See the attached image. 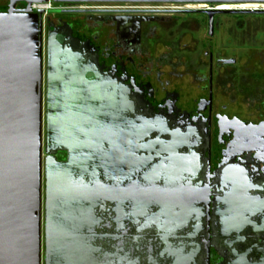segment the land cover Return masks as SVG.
Instances as JSON below:
<instances>
[{
    "label": "flooded vegetation",
    "instance_id": "obj_1",
    "mask_svg": "<svg viewBox=\"0 0 264 264\" xmlns=\"http://www.w3.org/2000/svg\"><path fill=\"white\" fill-rule=\"evenodd\" d=\"M50 1L53 9L41 12L44 79L50 36L57 39L61 51L68 52L77 61L73 65L76 68L74 73H85L92 86H99L102 96L105 93L113 95V115L118 124L122 107L125 104L129 106L125 115L130 120L129 133L135 142L128 152L133 158L132 168L128 170L131 175L125 180L138 182V186L135 187L136 194L131 196L134 206L129 225L122 227L118 190L122 177L117 163L114 182L119 217L112 232L114 258L111 262V248L108 246L104 252L105 257L108 256L106 264H185L182 256H179L182 260L174 258V252H178L180 245L176 242L185 235L180 224L165 227L152 222L149 216L162 212L157 201H150L160 197L159 194L163 195L162 185L172 182V192L181 190L186 177L194 183V193L204 199L199 201V209L203 212H197L198 224L201 226L202 223L203 231L187 235L195 248L191 251L196 254L190 263L238 264L241 261L242 264H264V101L258 105L256 120L235 114L232 108H242L240 102L233 100L229 105H219L214 89L216 70L219 67H236L238 63L233 58L214 57L211 39L221 22L216 23L217 15L213 16L210 35L209 16L200 11L220 10L215 7L217 4L180 10L152 9L151 4L138 6L131 3L132 6H126L127 3H116L119 5L115 8L96 10ZM35 3V0H0V14L9 11L23 13L28 6L33 14H37L39 11L32 10ZM207 5L208 10L204 9ZM195 12L203 15L210 38L207 46L202 45L205 50L203 56L207 59L206 82L198 87V97L193 99L190 108L185 109L178 105L179 93L170 91L169 82L163 81L161 70L167 65L164 52L158 57L156 53L167 48L162 41L166 33L164 26L172 21L174 27H180L184 22L174 20L173 16ZM65 14L78 15L89 31L106 30L104 43L100 44L94 33L90 37H76L64 19ZM92 22L94 24L90 28ZM172 38L171 46H168L177 49L183 36L178 34ZM144 61L152 66L147 67ZM229 61L233 63H226ZM155 66L156 72L153 73ZM263 78L264 75L251 77V80ZM231 80L230 84L233 83ZM236 82H239L237 96L241 94L244 97L248 85L242 80ZM231 98L234 99L233 96ZM44 129L45 119L43 148ZM119 147L117 144V149ZM119 154L117 150L116 155ZM58 159L63 160L64 154L59 153ZM146 203L149 205L145 206ZM107 235L111 237V232ZM96 238L99 241V237ZM179 254L184 256L185 253L182 250Z\"/></svg>",
    "mask_w": 264,
    "mask_h": 264
},
{
    "label": "water",
    "instance_id": "obj_2",
    "mask_svg": "<svg viewBox=\"0 0 264 264\" xmlns=\"http://www.w3.org/2000/svg\"><path fill=\"white\" fill-rule=\"evenodd\" d=\"M46 1L35 0L36 3ZM53 1L60 4H264V0ZM200 13L209 16L212 35L214 15H264V10ZM42 30V13L33 14L30 6L23 13L0 14V264H106L108 256L104 252L108 246L110 261L114 258L112 232L119 217L114 182L117 163L122 177L118 188L122 227L129 225L134 206L131 196L136 194L138 186V182L125 180L131 175L128 170L132 168L133 158L128 152L135 142L126 116L129 106L123 102L125 106L118 124L113 115V95L102 96L99 86H92L85 73H74L73 65L77 61L68 52L61 51L55 37L49 36L44 114ZM59 153L64 154L63 160L58 159ZM182 184V189L174 192L172 182L162 185L163 195L150 200L157 201L162 212L149 218L165 227L180 224L185 235L176 242L180 245L174 258H184L185 264H191L196 254L191 251L195 248L187 235L203 231L197 212H203L199 201L204 199L194 193L190 177ZM109 232L111 237L107 235ZM182 250L184 256L179 254Z\"/></svg>",
    "mask_w": 264,
    "mask_h": 264
},
{
    "label": "rangeland",
    "instance_id": "obj_3",
    "mask_svg": "<svg viewBox=\"0 0 264 264\" xmlns=\"http://www.w3.org/2000/svg\"><path fill=\"white\" fill-rule=\"evenodd\" d=\"M94 5L115 8L119 4H73L74 7L79 8H87ZM125 5L132 6L131 4ZM136 5L141 6L143 4ZM151 5L159 8L195 10L198 8V5L205 4ZM55 6L59 7L57 4ZM188 6L190 7L188 8ZM215 7L220 10H249L253 8L264 9V4H217ZM64 16V19L67 20L76 37H90L94 33L99 38V43H104L106 30L97 29L95 31H89V28L87 29L85 23H83V20H80L78 15L65 14ZM175 18L183 20L184 22L180 24V27H177V25L174 27L172 21L170 24L164 26L166 33L163 34L162 41L167 44V48L158 50L156 57L164 52L163 56H166L165 60L167 65L164 68L162 67L161 70L163 72V81L169 82L168 89L170 91L179 93L180 99L178 105L181 108L189 109L193 99L198 97V87L203 86L206 82L205 68L207 66V59L203 56L205 50L202 48V45L207 46L210 38L207 34V24L203 22L205 19L198 12L190 13L189 15L180 14L173 16L174 20ZM219 21L221 22V26L215 29L214 38L211 39L214 57L223 59L233 58L237 60L238 64L236 67H219L216 70L214 89L217 93V100L220 102L219 105H229V102L233 100L236 103L240 102L242 103L243 109L240 106L233 107L232 109L235 110V114H244V116L252 120L255 118L258 119L257 108L264 101V78L257 81L255 79L251 80V77L260 78V76L264 75V15L240 14L236 16V14H221L215 18L216 23ZM93 24V22L90 24V28ZM182 27L183 29H181ZM177 33L183 36V38L178 43L177 49L170 48L168 45L171 44L173 35H178ZM183 45H185L184 48L182 47ZM149 46H152V44L150 43ZM197 47L199 48L197 49ZM176 50H178V53H176ZM144 64L149 68L152 66L148 61H144ZM155 72L156 66L153 73ZM231 78L233 85L230 84ZM236 80H242V82L248 85L246 86L248 92L245 93L244 97L241 94L237 96L236 90L239 89V82L237 83ZM44 82L45 79L43 81V112H45ZM232 96L234 99L231 98Z\"/></svg>",
    "mask_w": 264,
    "mask_h": 264
},
{
    "label": "built area",
    "instance_id": "obj_4",
    "mask_svg": "<svg viewBox=\"0 0 264 264\" xmlns=\"http://www.w3.org/2000/svg\"><path fill=\"white\" fill-rule=\"evenodd\" d=\"M86 8V7H85ZM53 9V6L51 5V1L47 0L46 2H42V3H35L32 6V10L33 11H39V12H43V13H47L50 10ZM87 9H96V10H101V9H107L106 7H104L103 5H94V6H89L87 7ZM152 9H162L159 7H152ZM205 9H210L206 6ZM249 10H264L263 8H253V9H249Z\"/></svg>",
    "mask_w": 264,
    "mask_h": 264
},
{
    "label": "bare ground",
    "instance_id": "obj_5",
    "mask_svg": "<svg viewBox=\"0 0 264 264\" xmlns=\"http://www.w3.org/2000/svg\"><path fill=\"white\" fill-rule=\"evenodd\" d=\"M254 5H257V4H254Z\"/></svg>",
    "mask_w": 264,
    "mask_h": 264
},
{
    "label": "trees",
    "instance_id": "obj_6",
    "mask_svg": "<svg viewBox=\"0 0 264 264\" xmlns=\"http://www.w3.org/2000/svg\"><path fill=\"white\" fill-rule=\"evenodd\" d=\"M205 241V240H204Z\"/></svg>",
    "mask_w": 264,
    "mask_h": 264
}]
</instances>
